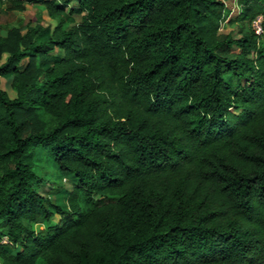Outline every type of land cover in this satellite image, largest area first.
Masks as SVG:
<instances>
[{
  "label": "trees",
  "instance_id": "obj_1",
  "mask_svg": "<svg viewBox=\"0 0 264 264\" xmlns=\"http://www.w3.org/2000/svg\"><path fill=\"white\" fill-rule=\"evenodd\" d=\"M235 1L5 0L55 24L0 34L1 264H264V0Z\"/></svg>",
  "mask_w": 264,
  "mask_h": 264
},
{
  "label": "rangeland",
  "instance_id": "obj_2",
  "mask_svg": "<svg viewBox=\"0 0 264 264\" xmlns=\"http://www.w3.org/2000/svg\"><path fill=\"white\" fill-rule=\"evenodd\" d=\"M226 3V12L231 9L230 15L235 14L238 11V7L235 0H224ZM6 2L5 0H0V34L6 35L11 28H19L22 33H24L28 27L34 26L37 23H51L52 25L55 24V21L50 17L47 10L41 5H28L25 10L23 11H12L6 12ZM77 20H79V16H75ZM219 19L217 18H210L204 21L205 28L210 27L211 33L215 35H221L228 33L229 31H236L238 29L239 24H229L227 19H223L221 24H219ZM56 52V49L53 50L51 53ZM5 54H3L4 59ZM27 63V59H24L19 65L23 66ZM1 86L6 89L10 95L16 94V89L13 84V78L2 79ZM63 182L68 186V179H64ZM54 198V196H51ZM39 227V225L37 226ZM1 264V259H0Z\"/></svg>",
  "mask_w": 264,
  "mask_h": 264
},
{
  "label": "built area",
  "instance_id": "obj_3",
  "mask_svg": "<svg viewBox=\"0 0 264 264\" xmlns=\"http://www.w3.org/2000/svg\"><path fill=\"white\" fill-rule=\"evenodd\" d=\"M252 27H253V29L255 30V32L257 34H261V33L264 32L263 25H262V16L261 15L257 16L255 19H253ZM2 241L3 242L7 241V238L4 237Z\"/></svg>",
  "mask_w": 264,
  "mask_h": 264
}]
</instances>
